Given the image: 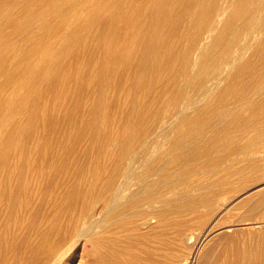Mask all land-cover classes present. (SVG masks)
<instances>
[{
  "label": "rangeland",
  "instance_id": "374dc122",
  "mask_svg": "<svg viewBox=\"0 0 264 264\" xmlns=\"http://www.w3.org/2000/svg\"><path fill=\"white\" fill-rule=\"evenodd\" d=\"M143 1L0 0V145L10 147L8 136L16 124L26 122L28 114L23 111L28 104L39 96L41 101L50 98L53 72L75 52L80 53L73 68L76 77L84 72L92 78L97 75L107 111L101 116L91 112L99 102L94 84L76 94L77 112L88 125L76 135L70 133L62 111L66 107L75 111L76 99L72 86L67 87L65 100L54 107L56 143L43 148L45 131L40 124L32 129V136L18 138L20 147L10 148L0 161V173L9 171L10 182L19 176L25 183L30 193L26 211L39 205L44 217L19 247L27 256L40 244L46 218L58 214L59 225L66 224L67 194L72 189L82 194L76 216L73 212L69 227L61 231L64 238L52 252L42 250L43 264H59L57 260L73 252L76 264L81 252L78 264H89L95 234L123 233L115 227L102 230L99 224L110 226L104 214L132 193L152 191L147 194L152 202H143L129 213L139 222L146 218V224L128 234H145L160 262L174 253L173 264H198L195 252L201 253L222 225L241 231L264 227V203L254 214L256 220H237L248 213L250 199L264 194V86L258 88L264 75V0H165L175 12L158 25L162 41L151 34L154 61L139 71L141 52L132 55L126 75H137V81L129 92L126 79L123 87L116 81L129 50L143 33L140 29L131 40L126 37ZM148 10L142 11L143 21L152 12ZM113 15L118 16L108 31L104 25ZM85 37L89 43L82 46ZM162 48L166 49L159 55ZM96 65L103 74L96 73ZM125 142H129L126 151L113 160L116 163L110 161L109 151ZM191 147L196 155L189 165L173 160ZM162 178L165 181L155 188ZM146 182L152 185L143 190ZM108 197L111 200L105 204ZM4 207L0 203V223L5 220ZM155 212L162 215L148 217ZM222 219L226 222L217 226ZM178 223H186L194 237L202 230L212 234L201 237L196 248L194 239H180ZM11 232L19 243L26 229L22 225ZM137 240L138 245L144 241ZM136 251L142 255L140 248ZM7 264L24 263L8 260Z\"/></svg>",
  "mask_w": 264,
  "mask_h": 264
},
{
  "label": "bare ground",
  "instance_id": "6f19581e",
  "mask_svg": "<svg viewBox=\"0 0 264 264\" xmlns=\"http://www.w3.org/2000/svg\"><path fill=\"white\" fill-rule=\"evenodd\" d=\"M148 8L150 10H152V12L148 13L147 19H146V21L144 20L145 21L144 22L142 20V15H143L142 11L145 13V11L148 10ZM173 12H175V10ZM173 12L169 6V1L166 2L165 0H144L143 4H141L140 7L137 9L136 16H134V22L126 31V37L131 40L130 37L134 36V34L137 31L139 32L140 29L142 30L143 33L140 35L141 36V37H139L140 39L138 41H136V43L133 45V48L131 50H129L130 54H127V58H125V61L123 63V67L120 69V72H119L120 75L116 81V84L118 86L123 87V85L125 83V79H126L128 81V84H129V86L127 88L128 91L131 92L134 89V85L137 81V79H136L137 75L134 76L131 73L128 76L126 75L127 71L130 69V66H131L130 62H131L132 55L135 53L141 52V54H140L141 55V57H140L141 61L139 63V67H138L139 71H142L143 66L147 67V65L149 66V64L154 61L153 58H151V51L153 50L155 44L152 43L153 39L151 37H153L152 35H155L154 37L160 38V41H162L161 40L162 34L160 33V29H159L160 27H158V25L161 26L162 19L169 17ZM117 16L118 15H113L106 22V24L104 25V28L106 30L111 31L113 29L114 24H115L116 19H117ZM172 28H174V26ZM0 34H2V33H0ZM85 39H86V37H85ZM88 43H89V39L88 40L86 39V41H84L82 43L83 44L82 46H86V45H88ZM170 44H168V46ZM127 46H128V44L126 43L124 45V47L127 49ZM165 49L166 48H162L161 51L159 52V55H162L163 50H165ZM260 51H263V50H260ZM222 53H224V52H222ZM68 54H67V56H68ZM224 54H226V52ZM79 57H80V53L75 52L71 56V59L67 62L66 65L60 67L59 69H57L53 72L52 79H51V82L49 85V89L51 90V96L49 99H47V100L43 99L44 101L43 100L41 101L40 96H39L32 103L28 104L26 107L24 106L25 108H24L23 112H27V114H28L26 117V122L16 124L14 126V128L12 129L10 135L8 136V139H9L8 142L10 143V147L7 146L8 143L0 145V161H3L5 155L8 153L10 148L15 147L18 149L20 147V141L18 138L23 140L24 138L32 136V132H33L32 129L40 126V124L43 126L44 131H45V133H44L45 140H44V144L42 145L43 148H47V147L49 148V146H52L56 143L57 140L55 141L52 139V136L56 135V132H57V125L55 123L54 107L56 104H60V106H61V102H63L65 100L67 87L72 86V95H73L74 100L76 99V101H75L76 110L75 111H74V109H71L70 107H66L65 109L63 108V111H62L63 119L70 123V131H71L70 133L76 135V131L79 132L83 128H85V126L88 125V121H85L82 118L81 113L77 112V107L79 105V102H78V96L76 97V94H80L83 90L87 89L88 87L92 86L93 84H94V87H93L94 93H95V95H97L99 102L93 106L91 112L94 116L106 115V112H107L106 107H104L101 103V99L103 96H102L101 87H100V83H99V80L97 78V75H95V78H92L86 74L87 72H84V73L79 74L80 77H78V78L76 77V75L78 73L76 74V69H73V68H75L76 64L79 62ZM99 57H101V55H98V58ZM159 58H160V56H159ZM176 58H177V56H176ZM27 60H28V58H27ZM172 61H174V60H172ZM21 64H22V62H21ZM150 67H151V65H150ZM95 70H96V73L99 71L100 73L103 74L100 66L96 65ZM158 71H159V69H158ZM144 72H146V70ZM150 72H151V70H150ZM148 74H150V73H148ZM153 76H154V74H153ZM243 84H244V82H243ZM261 86H264V75L258 79V88H260ZM136 87H138V86H136ZM132 97L134 99L136 98V96L131 93V98ZM25 103H28V102L25 101ZM107 116H105V118H106V121L109 122L110 119ZM251 118H253V117H251ZM71 124H72V126H71ZM96 127L97 126H95V128ZM47 133L51 136L48 137ZM110 135L109 136L105 135L104 138L108 139L110 137ZM249 135H250V132H249ZM126 139H127V136H126ZM127 140H129V139H127ZM119 143H121V142H119ZM190 144H192V143H189L188 146ZM128 145H129V142H125L119 148L116 147L114 149H111L109 151V160L112 161L113 163L114 162L116 163V161H113V160L116 159L117 157H120L121 151L122 150L126 151V149L128 148ZM195 155H196L195 150L193 147H191L189 150H187L185 152L183 157L177 156L173 160L178 159L179 161H181V163L184 162L183 164L187 163L189 165L190 164L189 162L193 161V159L195 158ZM27 167H28V163L26 164V168ZM189 168H190V166L188 167V169ZM9 173H10L9 171H7L6 174L0 173V203H3L5 206L4 207L5 208L4 209L5 210V220L3 223H0V264H7L8 260H11V262H14V263H22L23 262L24 264H43L44 259L42 258V255H41L43 252L42 250H44L46 248V251L52 252L53 251L52 249L56 247V243L60 242L64 238L65 233H62L61 231L63 228L69 227V224H70L73 216L74 215L76 216V203L78 200L81 199L80 197L82 194L80 192H77L76 189H72V191L67 194V196H66L67 202H66V204H63V205H66L68 207V210H69L67 213L68 219H67L66 224L63 227L59 225V223L57 222V220L60 218L58 214L52 216L51 219L46 218V226H45L44 230L41 232L40 244L38 243L36 246H34L32 249H30L29 256H27V253L20 251L21 249H19V247L22 246V244L27 242V240L29 239L28 235L32 231L38 230L37 228H38V226L42 220L41 218H44V217L41 215L39 205H36V206L32 207L31 210L26 211V209H28L27 206H28L29 201H30V193H28L27 190H25V183L20 180L21 178L19 176L16 179H13L12 182H10L11 181V177H10L11 175ZM95 173H100V172L96 171ZM262 178H264V176ZM162 181H165V180L162 178L158 181V183L157 182L154 183L155 188H157L156 185L162 184ZM95 182H97V181H95ZM150 185H152V184H149L146 182L143 185V187L145 186L143 188V190L147 189ZM96 188L97 187H95V189ZM95 189H94V191H95ZM111 191H113V190H111ZM150 192H152V191H150ZM150 192H147L144 194L142 192L132 193L130 196H128L125 199V201L123 203L114 204V202H113L114 205L103 216V220L110 221V226H102L101 224H99V227H101L102 230L108 231V232L110 231L109 228L115 227L117 231H122L123 233L119 234L118 236H113V235H109V234L102 235L100 233L95 234V236L91 240V244H90L91 259H90L89 264H173V259H175V257H176L174 253H172V254L167 253V256H166L167 261L160 262L158 260V258L155 257V255L157 254L156 248H152L150 246V244L146 242L147 240L146 241L144 240V239H148L147 237H145V234L142 233V234L136 235V236H130L128 234L130 231H134V230L140 228L141 225L146 224V222H147L146 218L142 219V221L139 222L137 219H132L130 217L129 213L131 212V210L133 208L141 205L143 202H152L154 200L152 195H147ZM114 195H116V194H114ZM184 195H186V194H184ZM253 198L250 199L249 202L247 200L248 198L245 199L246 200L245 203L248 202L246 204L248 206V209H247L248 213L242 215L243 218L237 219L238 221L239 220H248V219L249 220H252V219L256 220V217L254 216V214L259 209V207L263 205L264 194H262V195L259 194L257 196V198H255V197H253ZM110 200H111V198L108 197L104 203L107 204ZM110 206H111V204H110ZM73 212H74V215H73ZM97 214H98V212H97ZM160 215H162L161 212H155V213H151L150 215H148V217L151 218V217L160 216ZM93 220H94V218H93ZM225 222H226V220L222 219L219 222H217L216 225L219 226V225L224 224ZM22 225L25 226L26 234H25V237L23 238V240H21L19 243H17L14 241V238L12 235L13 233L11 232V229L14 230L15 228H18L19 226H22ZM185 225H186V223H184V224L178 223L177 224V232L179 234L180 239L181 240L185 239V238L187 240L194 239L195 247L197 248V246L201 240V237L203 238V236H205V234H206L205 231L202 230L200 232L201 233L200 235H196L194 237V235L191 233L192 230L191 229L188 230V228H186ZM93 228H94V226H93ZM199 228L201 230L202 227H199ZM211 234H209V235H211ZM209 235H207V237ZM137 237L140 240L141 239L144 240L143 242H141L140 245H138L139 241L137 240ZM166 246H168L167 243H166ZM138 248H140L142 255H140L139 252L136 251V249H138ZM73 251H75V250H73ZM73 251H71V252H73ZM193 251H194V249H193ZM196 251H198V250H196ZM44 253H46V252L44 251ZM77 254H79V253L77 252ZM80 254H79V256L82 257L83 256L82 252ZM79 256H78V258L80 259ZM76 257H77L76 254H74V252H73L68 257H65L62 261L61 260L60 261L57 260V261L59 262V264H76ZM79 259H77V264H78ZM191 259H193V258H191ZM194 259L198 264H264V227L259 228V229L241 231V230H237L235 226H228L225 228L222 225L218 232L211 235V237L209 238V242L207 243V245L203 249V251L199 254L195 252ZM190 260H189V262H190ZM182 264H184V263H182ZM190 264H192V263L190 262Z\"/></svg>",
  "mask_w": 264,
  "mask_h": 264
}]
</instances>
